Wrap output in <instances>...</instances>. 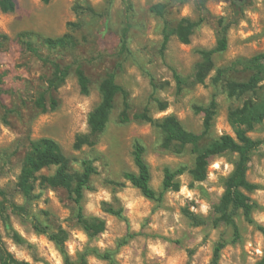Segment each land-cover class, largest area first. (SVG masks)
<instances>
[{
    "label": "rangeland",
    "instance_id": "rangeland-1",
    "mask_svg": "<svg viewBox=\"0 0 264 264\" xmlns=\"http://www.w3.org/2000/svg\"><path fill=\"white\" fill-rule=\"evenodd\" d=\"M166 1L15 0L13 12L0 11V189L17 203L25 201L15 185L23 156L30 139L48 136L69 158L71 171L81 169L82 159L93 160L96 173L91 176L89 188L84 190L83 212L86 218L105 221L102 232L89 236L77 220L75 203L63 188H36L34 192L40 195L28 201L27 215L20 217L9 212V222L0 217V234L7 249L18 259L33 264H66L54 242L33 229L31 221L36 218L53 231L58 228L67 231L64 247L68 264H212L213 246L220 238L226 245L220 251L218 264H260L261 261L264 264V235L245 221L240 211L234 216L239 230L237 239L229 225L212 224L216 215L213 205L222 194L223 180L233 168L235 153L210 157L202 181L192 182L187 171L178 175L179 190H166L160 202L145 197L123 178L126 171H135L131 155L134 141L144 146L150 185L157 192L161 190L164 167L193 166L196 152L191 145L172 143L164 147L157 126L134 118L146 107L153 117L173 113L185 129L199 133L203 113L194 111L193 106L207 104L215 94L217 112L198 149L222 133L234 134L227 121L230 106L240 105L253 96L264 110V80L253 95L228 96L225 90L226 81L245 80L250 74L240 64L232 63L264 51L263 0H245L242 17L228 29L227 48L213 54V68L202 83L192 79L194 66L201 59L198 50L216 44L219 20L227 21L232 14L231 1L222 0L218 6V0H204L199 10L194 0H187L170 6L163 16L150 10L153 3ZM77 5L83 9L75 10ZM181 17L202 20L188 44L172 35L162 50L164 22L173 26ZM71 22L79 25H68ZM124 29L126 48L122 50L120 38ZM66 31L74 35V45L50 48L43 42L44 37H56ZM21 33L43 56L69 65L66 79L55 94L58 104L54 110L41 112L35 104L40 94H45L52 69L24 48ZM75 60L89 78L87 94L79 90ZM222 67L227 70L215 81L216 69ZM172 70L186 80L180 91L176 89ZM109 72L125 91L129 120L119 119L124 97L118 92L96 143L75 149L74 136L88 130V112L99 102V83ZM152 82L158 86L155 94L168 105L164 111H158L150 102ZM44 97L47 102L46 94ZM249 135L262 140L251 153L246 176L258 185L247 194L257 203L252 213L254 220L264 227V118ZM221 160L223 163L211 167ZM54 169L45 168L41 173L50 174ZM112 181L123 184L117 186ZM182 188L192 195L182 192ZM107 206L121 208L122 216L105 211ZM183 208L206 222L192 224ZM10 230H15L24 242H15ZM104 252L110 254L111 260L99 256Z\"/></svg>",
    "mask_w": 264,
    "mask_h": 264
},
{
    "label": "trees",
    "instance_id": "trees-1",
    "mask_svg": "<svg viewBox=\"0 0 264 264\" xmlns=\"http://www.w3.org/2000/svg\"><path fill=\"white\" fill-rule=\"evenodd\" d=\"M48 3L49 0H42ZM187 0H168L166 2H156L150 6V10L159 16H163L170 6L183 3ZM232 5V14L224 21L219 20V37L216 44L212 48H201L198 50L201 59L195 64L192 74L194 82L202 83L208 72L213 68L212 56L216 52L223 51L228 44V29L242 17V6L245 0L238 2L230 0ZM195 4L201 10L204 6V0H194ZM264 7V0H263ZM16 8L15 0H0V11L3 13H11ZM75 10L83 9L81 6H74ZM88 10H92L88 8ZM202 18L191 19L189 17L179 18L173 26L168 25L165 21L161 49L167 45L170 37L174 35L176 39L184 44L190 42V36L194 29L200 24ZM78 26V22H71L68 25ZM20 42L24 48L30 51L36 58L50 65L52 71L49 78L46 80L44 93L47 96V102L44 95L36 99L35 104L40 108L41 112L54 110L58 104L55 96L58 88L66 79L69 65L61 64L58 61L43 56L39 50L26 39L25 33L19 35ZM125 29L121 34L120 46L124 50L126 48ZM75 37L69 31L56 37H44L43 42L48 47H67L75 44ZM74 74L76 77L79 90L83 94H87L90 90L89 78L83 68L75 60ZM240 64L243 69L249 71V76L245 80H228L225 83V90L228 96H240L251 93H256L260 82L264 80V51L258 52L245 60H237L232 65ZM227 67L217 68L214 80H219ZM173 77L176 82V89L180 91L182 86L186 84V80L181 75L172 70ZM157 83L152 82V92L150 94V102L154 104L158 111H164L167 108L166 101L160 99L155 91ZM99 92L101 98L99 102L88 112L86 132L75 134L73 139V148L79 149L87 145L92 146L96 143V137L101 133L108 122L109 115L112 111L115 95L120 92L124 97V109L119 114L120 121L129 120L127 114V103L125 101L124 89L115 81L113 73H107L99 83ZM217 100L213 94L210 100L205 105H194L193 110L203 113L202 131L199 133L185 129L178 117L173 113L165 114L161 117H153L149 109L146 107L139 113L134 115V118L143 120L159 128L162 135V145L169 147L172 143H178L180 146L191 145L196 152L193 166L186 168L179 166L171 169L164 167L163 178L161 182V190L156 191L150 185V168L144 158V146L139 141H134L132 145L131 155L135 166V171H126L123 178L136 187L145 197L160 202L166 190L178 191L180 182L177 176L188 172L191 176V181H202L207 174L209 158L224 152H232L236 154V159L233 163V168L223 180V191L217 201L213 205V210L216 213L212 219L214 226L224 223L229 225L234 234V239L239 237L238 226L234 220L235 214L240 211L245 221L253 224L264 235V227L259 225L254 220L252 213L257 207V203L247 193L258 188L256 183L247 179L246 173L248 164L251 159V153L258 147L262 140L253 138L249 132L262 122L264 118V110L260 107L256 97L246 98L240 105L230 106L227 110V121L232 127L233 135L222 133L217 138L212 140L202 149H198V143L202 136L209 130L213 118L217 112ZM81 169L79 171H71L69 169V158L61 150L58 143L51 137L42 136L36 139H30L28 148L23 156L21 167L16 179V188L24 198L23 203H17L8 197V193L0 189V217L9 222V212L24 217L28 213V201L37 198L40 193H35L36 188L45 187H61L70 196L76 205V217L79 224L89 236H93L105 229V221L100 218H86L83 212V196L84 190L89 188L91 176L96 173V167L93 160L84 158L80 162ZM55 167L50 174L41 173L42 169ZM114 185H122V182L112 181ZM105 211L122 216L121 208L116 209L112 206L105 207ZM184 215L194 225H200L206 222L203 217L197 216L187 208L182 209ZM32 227L38 233H43L46 237L53 241L59 251L64 256L66 264L70 263L69 257L65 251L64 243L67 240L68 233L62 228L56 231L51 230L47 225L42 224L36 218H32ZM10 237L17 243L24 242L23 238L15 231L10 230ZM226 245V241L222 238L218 239L212 250V264H218L219 254L221 249ZM99 256L111 260L109 253H102ZM263 260V259H262ZM82 262L84 255H82ZM263 261L260 262L262 264ZM0 264H33L29 261L18 259L10 252L0 234Z\"/></svg>",
    "mask_w": 264,
    "mask_h": 264
},
{
    "label": "clouds",
    "instance_id": "clouds-1",
    "mask_svg": "<svg viewBox=\"0 0 264 264\" xmlns=\"http://www.w3.org/2000/svg\"><path fill=\"white\" fill-rule=\"evenodd\" d=\"M220 3H222V0H218V6H219ZM184 11L187 12V8H185ZM218 163H223V161L222 160L221 161H218L217 163H214L213 165H211V167H213V168L214 167H217L218 166ZM227 167H228V165L225 164V168H227ZM181 191L182 192H185L189 196L192 195V193L191 192H188L187 189H185V188H182ZM81 239H83V236H81Z\"/></svg>",
    "mask_w": 264,
    "mask_h": 264
},
{
    "label": "water",
    "instance_id": "water-1",
    "mask_svg": "<svg viewBox=\"0 0 264 264\" xmlns=\"http://www.w3.org/2000/svg\"><path fill=\"white\" fill-rule=\"evenodd\" d=\"M235 1L241 2V1H243V0H235Z\"/></svg>",
    "mask_w": 264,
    "mask_h": 264
}]
</instances>
